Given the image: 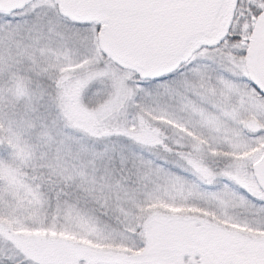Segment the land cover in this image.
Instances as JSON below:
<instances>
[{
  "label": "snow or ice",
  "instance_id": "1",
  "mask_svg": "<svg viewBox=\"0 0 264 264\" xmlns=\"http://www.w3.org/2000/svg\"><path fill=\"white\" fill-rule=\"evenodd\" d=\"M0 264H264V0H0Z\"/></svg>",
  "mask_w": 264,
  "mask_h": 264
}]
</instances>
